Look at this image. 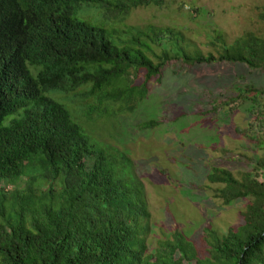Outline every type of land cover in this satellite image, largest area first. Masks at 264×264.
Wrapping results in <instances>:
<instances>
[{
    "label": "trees",
    "instance_id": "obj_1",
    "mask_svg": "<svg viewBox=\"0 0 264 264\" xmlns=\"http://www.w3.org/2000/svg\"><path fill=\"white\" fill-rule=\"evenodd\" d=\"M164 2L0 0V264H264V88L237 87L211 105L233 113L250 103L235 133L258 154L238 177L209 172L225 206L247 205L242 224L212 237L205 256L179 232L148 252L150 215L131 159L87 137L55 97L78 92L94 122L131 113L174 63L264 70V28L230 45L217 35L203 55L173 30L126 25L133 10Z\"/></svg>",
    "mask_w": 264,
    "mask_h": 264
},
{
    "label": "rangeland",
    "instance_id": "obj_2",
    "mask_svg": "<svg viewBox=\"0 0 264 264\" xmlns=\"http://www.w3.org/2000/svg\"><path fill=\"white\" fill-rule=\"evenodd\" d=\"M262 12L264 0H165L161 7L133 10L126 25L173 30L182 35L187 52L206 55L214 53L211 43L217 35L230 45L247 32L263 30ZM249 85L264 88V70L230 63H174L163 70L159 84L147 85L146 97L131 113L108 120L95 114L94 122L85 117L91 102L76 98L78 92L55 95L87 137L111 154L131 159V173L143 185L150 215L143 223L148 252L179 232L205 256L212 237L242 224L247 201L225 206L215 197L219 185L210 184L207 176L212 168H223L238 177L258 154L253 143L235 133L248 123L250 103L233 113L211 107L218 99L227 100L235 88ZM149 123L155 125L144 127Z\"/></svg>",
    "mask_w": 264,
    "mask_h": 264
}]
</instances>
